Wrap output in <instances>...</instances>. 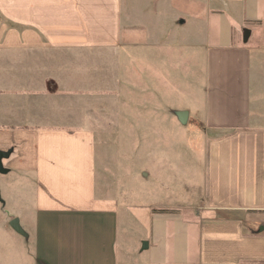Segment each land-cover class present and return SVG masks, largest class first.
Here are the masks:
<instances>
[{"label": "crops", "instance_id": "0c3cea01", "mask_svg": "<svg viewBox=\"0 0 264 264\" xmlns=\"http://www.w3.org/2000/svg\"><path fill=\"white\" fill-rule=\"evenodd\" d=\"M125 75L214 134L191 221L98 170ZM0 150L42 264H264V0H0Z\"/></svg>", "mask_w": 264, "mask_h": 264}, {"label": "rangeland", "instance_id": "374dc122", "mask_svg": "<svg viewBox=\"0 0 264 264\" xmlns=\"http://www.w3.org/2000/svg\"><path fill=\"white\" fill-rule=\"evenodd\" d=\"M156 28L154 25L153 30ZM180 73L177 72V78ZM125 77L129 84L120 89V134L107 133L103 117L101 126L97 127L98 170L106 173L107 178L114 177L117 189L150 193V198H156L158 203L157 211L163 209L168 217L184 216L185 221H191L196 213V200L203 191L204 141L214 134L206 132L196 117L195 106L181 102L183 85L175 76L172 95L168 97L157 88L151 98L147 90H134L144 87L145 83ZM186 107L192 108L194 114L190 120L189 111L181 109ZM183 112L187 113L184 120ZM111 156L120 160L112 164L114 175L108 170ZM0 189V264H42L32 244L29 245V233L25 230V211L31 202L29 184L26 186L18 173L11 172L0 174ZM129 193L134 195L132 190ZM164 204H170V208L164 209ZM15 217L20 219L26 236L11 227L10 222ZM133 257H125L123 264H135Z\"/></svg>", "mask_w": 264, "mask_h": 264}, {"label": "water", "instance_id": "95a60500", "mask_svg": "<svg viewBox=\"0 0 264 264\" xmlns=\"http://www.w3.org/2000/svg\"><path fill=\"white\" fill-rule=\"evenodd\" d=\"M250 33H251L250 30L245 31V34H244V40L245 41L248 40ZM184 115H187V113L186 112L181 113V117L183 120L186 117V116L184 117ZM10 153H11V150H9V151L0 150V174H7L9 171V169L4 166V159L8 158L10 156ZM0 200H2L1 189H0ZM10 225L19 234H22L25 236L27 235L26 231L23 229L21 222H20V219L18 217H15L14 219H12L10 222ZM143 248L144 249L148 248V243L146 241L143 243Z\"/></svg>", "mask_w": 264, "mask_h": 264}]
</instances>
